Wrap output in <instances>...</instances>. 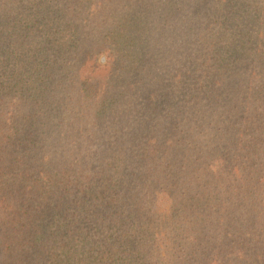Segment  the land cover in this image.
Returning a JSON list of instances; mask_svg holds the SVG:
<instances>
[{"label":"trees","instance_id":"16d2710c","mask_svg":"<svg viewBox=\"0 0 264 264\" xmlns=\"http://www.w3.org/2000/svg\"><path fill=\"white\" fill-rule=\"evenodd\" d=\"M106 1L0 0V264H264V0Z\"/></svg>","mask_w":264,"mask_h":264},{"label":"rangeland","instance_id":"374dc122","mask_svg":"<svg viewBox=\"0 0 264 264\" xmlns=\"http://www.w3.org/2000/svg\"><path fill=\"white\" fill-rule=\"evenodd\" d=\"M106 2L109 5H111V4L115 3V0L114 1H106ZM131 3L132 4L129 5V7H136L137 9H141V12L139 13L140 16H139V19H137V21L144 28L147 25V23H148V21H147L148 15L146 14L147 13V8H145L146 7V2H144V0H131ZM183 7H184V0H178L177 3H175L173 5L174 13H175L174 16H177L178 21H176V22H178V23H180L183 20V17H184V13L181 10V8H183ZM115 9L116 8H114V16L118 17L120 15V9H119V7H118V10L117 9L115 10ZM105 12H107L106 8H105ZM185 18H186V16H185ZM134 23H135V21H132V24H134ZM88 27H89V32H91V33L92 32L94 33L96 31H98V25L91 26L89 24ZM144 30H147V28H145ZM144 30L142 29V31H144ZM87 34H88V31H86V33H83L82 35H87ZM73 63H74V58H73Z\"/></svg>","mask_w":264,"mask_h":264}]
</instances>
